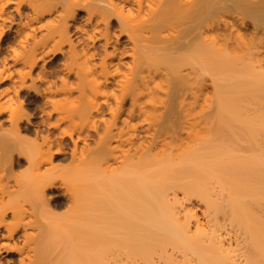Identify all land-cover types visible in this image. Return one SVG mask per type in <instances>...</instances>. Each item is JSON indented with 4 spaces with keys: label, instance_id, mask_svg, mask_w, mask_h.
Here are the masks:
<instances>
[{
    "label": "bare ground",
    "instance_id": "bare-ground-1",
    "mask_svg": "<svg viewBox=\"0 0 264 264\" xmlns=\"http://www.w3.org/2000/svg\"><path fill=\"white\" fill-rule=\"evenodd\" d=\"M0 264H264V0H0Z\"/></svg>",
    "mask_w": 264,
    "mask_h": 264
},
{
    "label": "rangeland",
    "instance_id": "rangeland-1",
    "mask_svg": "<svg viewBox=\"0 0 264 264\" xmlns=\"http://www.w3.org/2000/svg\"><path fill=\"white\" fill-rule=\"evenodd\" d=\"M207 33L210 34L211 38L220 39L219 33L217 31L211 30V31H209ZM251 38H252V34H251L249 29L247 31L243 30L241 32H236L230 38H228V40H227V43H228L227 50L230 52V54L232 56L231 59H230L232 63L240 66V65L243 64L242 59L243 60H247L248 59L249 56H248L247 53H245L243 51L244 46L242 47V44H243V42L249 41ZM252 55L254 57H256V58L258 57L255 54H252ZM209 89H210V87L207 88V89L203 88L202 96L206 95L205 92L209 91ZM191 91H192V88L190 87V84H187L182 92H183L184 95L190 96L191 95ZM209 93H210V91L207 94H209ZM32 106L33 105L30 103V101H28V100L25 101V107L28 110L31 111ZM59 160H61L60 162H62L63 166L65 165V167L70 168V167H68L70 165L67 164V161H66L67 159L66 158H65V160H64V158H61ZM68 161H69V159H68Z\"/></svg>",
    "mask_w": 264,
    "mask_h": 264
}]
</instances>
